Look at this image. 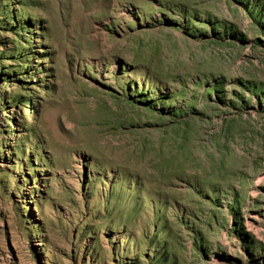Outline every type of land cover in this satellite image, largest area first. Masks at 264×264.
<instances>
[{
	"label": "rangeland",
	"instance_id": "1",
	"mask_svg": "<svg viewBox=\"0 0 264 264\" xmlns=\"http://www.w3.org/2000/svg\"><path fill=\"white\" fill-rule=\"evenodd\" d=\"M0 264H264V0H0Z\"/></svg>",
	"mask_w": 264,
	"mask_h": 264
}]
</instances>
